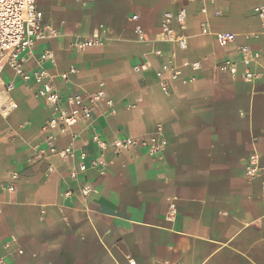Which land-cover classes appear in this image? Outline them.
<instances>
[{
	"label": "crops",
	"instance_id": "crops-1",
	"mask_svg": "<svg viewBox=\"0 0 264 264\" xmlns=\"http://www.w3.org/2000/svg\"><path fill=\"white\" fill-rule=\"evenodd\" d=\"M260 4L264 0H211L203 14L200 0H93L88 6L38 0L55 35L35 44L26 69H35L38 54L49 48L53 61L45 67L62 98L103 89L113 111L103 100L90 121L59 138L61 148L76 135L74 154L35 160L33 145L43 139L50 111L32 82L6 67L0 72V106L16 104L0 113V264H264V71L254 66L259 76L246 81L242 64L236 75L217 69L226 59L237 62L243 45L264 62V34L253 13ZM181 8L185 28L173 26L188 37L183 51L159 39L161 15ZM203 21L233 40L220 45L201 34ZM136 25L147 41L137 40ZM101 27L102 46L72 47ZM171 53L178 73L196 79L174 82L164 94L155 73ZM193 61L201 64L198 72ZM10 82L14 89L7 93ZM158 128L165 140L158 156L140 147L112 149L114 139ZM95 133L105 149L91 141ZM81 151L87 165L95 158L105 163L104 174L93 168L85 174L93 185L88 198L80 193L82 179L68 177ZM253 153L260 169L248 180ZM9 183L13 191L1 189Z\"/></svg>",
	"mask_w": 264,
	"mask_h": 264
},
{
	"label": "built area",
	"instance_id": "built-area-1",
	"mask_svg": "<svg viewBox=\"0 0 264 264\" xmlns=\"http://www.w3.org/2000/svg\"><path fill=\"white\" fill-rule=\"evenodd\" d=\"M38 0H0V72L3 68L10 69L13 74L20 78L23 82H32L35 90L36 99L43 104L49 111L50 116L41 127L43 139L33 145V159L48 160L51 156L57 155L61 158H66L75 153L76 149L73 146L74 138L71 137L63 147H58V140L61 136L67 134L70 129L79 123L90 121L96 106L101 101H105L108 107L113 111L112 100L106 98L103 89L91 94H82L79 92L68 93L64 98L60 96L59 91L53 84V75H51L45 67V64L53 61V52L49 48H43L36 58V68L27 70L25 65L29 58L33 56V48L38 41L46 40L55 35L53 28L43 23L42 12L37 6ZM93 0H77L81 6H88ZM189 2L193 0H187ZM211 0H200L201 12L206 13L205 4ZM218 12H215L217 14ZM253 13L259 20V33L264 34V4L257 5L253 8ZM137 15L132 16L133 20L137 19ZM186 11L181 8L175 12H164L160 19L159 39L168 44L175 46L177 50H186L188 46V37L179 34L174 29V24L179 29L183 30L186 25ZM201 34H212L216 41L223 45L224 43L233 40V34L223 32H212L209 29L208 23L203 21L200 26ZM104 28L92 33L88 38L73 42L72 47L79 51L86 47L102 46L104 44L103 34ZM137 40L145 42L148 37L142 26L134 27ZM156 55H161L160 50H154ZM239 60L231 62L224 60L218 64L217 69L221 72H227L231 75H236L238 64L244 66V71L241 77L246 81H254L259 72L257 68L264 71V62H261V54L258 51L252 50L249 46L243 45L238 47ZM175 54L171 53L170 58L163 63L156 71L158 85L164 94H169L170 86L174 82L186 84L196 79V74L188 77H183L178 73L176 66L173 63ZM193 72H198L201 69V64L198 61H193L190 64ZM139 66H135L134 70H139ZM74 69H70L73 72ZM63 80H67L68 73H62L59 76ZM102 86V84H100ZM5 92H11L14 89L12 82L4 86ZM16 107L14 102H6L0 106V113L6 114ZM133 107V105H129ZM91 141L94 142L101 150L107 147V142L101 139L98 134H93ZM165 140L161 134V129L158 128L156 133L144 137H125L114 139L111 143L112 149L115 152L140 147L146 150L149 155L158 156L164 147ZM86 153L79 152V160L75 168L71 169L68 177L71 180L82 179L80 193L83 198H88L93 192L92 183L85 178V174L89 168L96 169L99 174L105 173V163L101 158L93 159L90 164H86ZM257 165V155L253 153L249 158V162L245 167V176L251 180L259 171ZM52 168L49 165L48 171ZM17 178L16 174L12 175V179ZM1 189L13 191V183L3 184ZM70 192L67 191L66 194ZM262 200L264 202V182L262 185Z\"/></svg>",
	"mask_w": 264,
	"mask_h": 264
}]
</instances>
